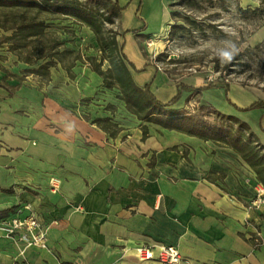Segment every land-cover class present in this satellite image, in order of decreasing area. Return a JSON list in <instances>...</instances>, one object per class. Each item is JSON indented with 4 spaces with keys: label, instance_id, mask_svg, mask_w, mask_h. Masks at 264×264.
Segmentation results:
<instances>
[{
    "label": "crops",
    "instance_id": "crops-1",
    "mask_svg": "<svg viewBox=\"0 0 264 264\" xmlns=\"http://www.w3.org/2000/svg\"><path fill=\"white\" fill-rule=\"evenodd\" d=\"M124 2L118 21L133 81L141 88L149 84L165 103L177 85L138 45L164 26L140 16L142 0ZM126 3L136 7L133 23L124 21ZM7 69L0 65V218L24 215L29 204L50 228L47 249L29 247L22 254L21 242L0 233V264H162L135 255L136 247L154 244L175 246L180 264H264V206H251L255 189L235 170L236 155L224 153L228 146L140 122L124 107L126 117L111 120L117 127L110 134L94 119L78 117L74 107L107 93H65L53 73V82L43 84L53 88L42 93ZM184 84L190 90H182L170 109L181 110L182 96L187 100L196 87ZM201 94L205 105L240 120L244 111L235 106L254 102H234L228 93L229 103L220 86ZM213 94L223 96V108ZM252 110L246 123L264 145V106ZM51 177L60 179L56 192L49 188Z\"/></svg>",
    "mask_w": 264,
    "mask_h": 264
},
{
    "label": "rangeland",
    "instance_id": "rangeland-1",
    "mask_svg": "<svg viewBox=\"0 0 264 264\" xmlns=\"http://www.w3.org/2000/svg\"><path fill=\"white\" fill-rule=\"evenodd\" d=\"M68 1H72V5L76 4L80 10L91 9L89 0ZM117 1L125 4L124 0ZM135 8L132 4L125 5L124 21H134ZM102 10L100 7L98 11ZM98 13L96 19L104 36L113 35L122 52V31L118 18L112 17V23H108L103 20L104 15ZM139 13L150 25L155 23V27L159 24L164 26L157 34L144 36V40L151 39L147 49L143 39L138 40L144 58L157 65L170 84L186 86L184 83H192L196 86L191 89L192 94H188V101L182 96L179 106L181 110L193 112L201 104L205 105L202 87L213 81L227 84L228 93L234 102L245 104L264 100V0H142ZM34 14V9L0 6V65L5 63L7 74L20 80L21 84L39 86L40 90L43 89L42 93L53 88V80L50 79L52 73L56 84H65L67 92L62 89L65 93H107L106 96L80 99L74 106L76 115L85 120L106 116L112 121H116L115 118L124 119L126 115L122 107L125 108V105L117 97L118 89L106 87L102 78L93 71L95 65L105 70L108 58L101 51L95 34L83 22L70 16L44 12L38 16L36 14V21L51 16L45 22L48 25L46 31L63 40L64 47L71 53L64 52L62 61L51 67L48 76L31 72L47 61L48 57L40 56L39 47L44 43L50 45L53 36L47 35L42 43L38 38L21 41L11 38V35L22 23H28ZM21 43L24 45L16 46ZM48 80L52 81L49 83L50 88L43 85L48 84ZM212 97L217 100L218 106L224 107L221 102L223 100L225 103L223 96L221 98L213 94ZM241 114V119L250 124L254 117L253 110ZM241 132L244 137H248L245 131ZM251 139L254 145H262L255 135ZM222 148L225 154L236 155L232 164L236 171L249 179V184L255 189L253 201L257 189L264 190V186L238 152H233L230 147ZM258 237H255V246L260 245Z\"/></svg>",
    "mask_w": 264,
    "mask_h": 264
},
{
    "label": "trees",
    "instance_id": "trees-1",
    "mask_svg": "<svg viewBox=\"0 0 264 264\" xmlns=\"http://www.w3.org/2000/svg\"><path fill=\"white\" fill-rule=\"evenodd\" d=\"M89 2L91 3V9L86 11L78 9L76 4L72 5V1L68 0H0V6L35 10V14L28 23H22L21 26L15 29L11 38H18L21 41H26L32 37L42 41L47 35H52L54 38L50 45L44 43L43 46L39 47L42 54L40 56H46L48 59L31 72H40L41 75L48 76L49 68L62 61V54L64 52L71 53L70 50L64 47L63 40L46 31L48 25L45 22L51 16H45L36 21V14L38 16L41 12H44L52 15L70 16L83 22L95 34L101 51L105 52L108 58V67L105 70L100 69L99 65H95L93 71L102 78L106 87L118 89L117 97L124 102L128 112L133 114L140 122L155 123L167 129L177 130L205 140H212L232 148L253 169L257 180L264 186V153H260L264 151V146L257 143L256 145L253 144L251 138L254 133L250 126L239 118L223 114L208 105H200L193 112L184 109H170V106L179 98L182 90H190L188 86H177L176 95L165 103L156 99L150 92L149 84H146L143 88L138 87L134 83L130 72V69H134V66L119 50L115 37L113 35L104 36L102 27L96 19V14L99 12V15H104L103 20L112 23V17L118 18L122 7L117 0H89ZM100 7L103 9L102 11H98ZM23 45L24 43L16 44V46ZM44 53H47V55H44ZM219 85L224 89L226 101L231 103L228 97L229 87L227 84L213 81L202 88L206 89ZM262 106H264V100L254 101L244 108L236 106L235 108L239 111H247ZM93 122L113 134L110 130L116 124L109 117L96 118ZM241 130L247 133V138L244 137Z\"/></svg>",
    "mask_w": 264,
    "mask_h": 264
},
{
    "label": "built area",
    "instance_id": "built-area-1",
    "mask_svg": "<svg viewBox=\"0 0 264 264\" xmlns=\"http://www.w3.org/2000/svg\"><path fill=\"white\" fill-rule=\"evenodd\" d=\"M144 47L147 49L151 45V39L144 40ZM154 57V55H153ZM60 179L51 177L49 188L52 192L58 191ZM256 198L251 201V206H264V190L258 188ZM26 210L24 215L5 216L0 218V233L11 239L14 243H22L21 254L29 247L47 249V233L50 225L42 223L35 211L29 204L23 207ZM257 241V240H256ZM136 257L143 260H157L162 264H180L182 261L178 249L173 245L154 244L138 246L134 249ZM61 264H73L63 262Z\"/></svg>",
    "mask_w": 264,
    "mask_h": 264
}]
</instances>
